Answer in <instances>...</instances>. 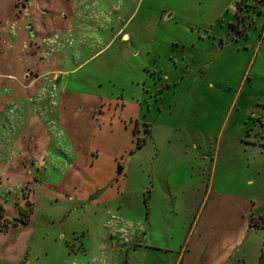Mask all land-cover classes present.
Wrapping results in <instances>:
<instances>
[{
  "label": "rangeland",
  "instance_id": "obj_1",
  "mask_svg": "<svg viewBox=\"0 0 264 264\" xmlns=\"http://www.w3.org/2000/svg\"><path fill=\"white\" fill-rule=\"evenodd\" d=\"M5 1L13 8H2L7 10L5 15L14 13L17 0ZM31 1L37 16L42 17L38 8L46 7L45 17L64 16L78 32L79 27L92 28L93 21L103 25L107 14L115 27L90 46L85 40V48L68 50L75 52L76 60L85 62L71 79L76 102L72 105V95L60 110L67 126L55 142V153L71 160V168L65 172L54 164L45 176L53 189L43 187L40 191L36 187V194L55 198L75 185L84 190L85 184L92 188L105 182L113 174L117 153L121 161L116 171L121 172L119 165L126 167L123 174L128 191L122 203L115 198L101 204L89 201L84 208L78 203L72 208L70 201L66 206L62 197L54 207L48 200L38 199L30 257L39 264H174L173 257L187 245L193 232L202 198L212 186L211 178L223 172V163L229 159L230 180L237 182L245 175L254 179L246 185L254 203H241L244 210L240 211L239 229H229L230 234H241L247 225L237 259L229 264H260L264 224L248 225L253 220L264 221V12L252 10L253 19L245 22L253 23L247 28L243 20L231 26L236 0ZM122 25L130 38L115 37L107 46ZM246 33L249 36L245 37ZM61 43L48 36L42 40L43 49L50 52ZM53 76L40 89L39 97L60 94L65 78ZM90 94L104 96L101 103L108 98L102 111ZM146 136L148 142L136 146L137 139ZM122 149H126L124 156ZM172 152L175 155L169 157ZM157 155L167 158L163 160L166 168L183 172V181L190 175L202 178L196 205L179 209L175 238L170 242L173 252L167 246L155 249L141 242L142 218L146 219L149 207L145 185L151 184L156 166L162 165ZM109 190H104L106 198L111 195ZM21 195L25 198L23 208L29 213L33 210L30 192L24 187ZM50 211L59 218L49 222ZM160 211L169 219L175 217L172 208ZM230 215L221 214L217 225H236ZM28 256L29 251L25 264H31Z\"/></svg>",
  "mask_w": 264,
  "mask_h": 264
},
{
  "label": "crops",
  "instance_id": "obj_2",
  "mask_svg": "<svg viewBox=\"0 0 264 264\" xmlns=\"http://www.w3.org/2000/svg\"><path fill=\"white\" fill-rule=\"evenodd\" d=\"M16 3L18 7L14 8L15 12L7 15H5L7 10L13 9L12 6L10 7L5 0L0 3V207L4 212L3 220L10 222L11 219L20 216V209L25 204L21 191L26 187L30 192L28 199L33 202V210L28 223L10 226L6 231L0 227V264H25V255L28 251L29 263L39 264V260L30 257L32 238L37 231L35 220L38 213V199L48 200L52 203L51 207H54V203L59 202L62 197L66 206L70 201L74 204L72 208H76V203L84 208L89 201L101 204L115 198L116 201L120 199L122 203L124 193L128 191L126 176L123 174L126 167L119 165L121 172L116 171L118 162L121 161L119 153L116 154L118 158L113 167V174L107 176V180L101 184H93L92 188L85 184L84 190H80L78 185H75L71 189L64 190L65 195L55 194V198L46 194L38 195L35 191L36 187H40V191L43 187L53 189L52 185L47 183L45 176L51 173L54 164L65 172L71 168V160L55 153L57 150L55 142L60 140L59 137L64 134L63 128L67 126L64 124L63 116L59 115L60 110L66 106L72 95V105L76 102V94L71 89V79L78 73L79 66L85 62L76 60L75 52L70 54L68 50H79L80 47L74 48V46L85 48L87 46L85 40L88 46L97 39L102 40L103 34L110 33L114 25L107 14L103 25L99 26L93 21L92 28L87 30L85 27L83 29L79 27L80 32H78L75 24L64 16H52L53 19L45 17L46 7L38 8L42 14L40 17L35 13L34 3L31 0H26L24 3L22 0H17ZM237 5L236 0L234 17ZM5 7L7 10L4 12L2 8ZM108 11L111 12L110 9ZM108 11L104 13H110ZM246 19H253L252 12L246 13ZM124 28L125 25H122L117 29L105 44L108 46L115 37L121 35L122 38H130ZM45 36L50 37L51 40L61 41V46L57 49L55 47L51 52L43 49L42 40ZM101 50L102 48L97 53ZM48 74L50 76L54 74V79L56 76L65 78L62 91L56 98L37 95L41 88L49 84ZM76 79L78 77H75ZM79 95L86 96L81 93ZM89 97L97 100L100 109L106 106L108 98L101 103L105 99L104 96L90 94ZM77 100L82 102L80 97ZM80 108L83 109V106ZM139 120L140 118L135 120L136 128ZM141 121L143 124L149 123L145 120ZM129 126L130 124L127 125ZM133 133L136 134L134 128ZM147 140L148 136L146 142ZM52 147H55L54 151ZM90 149L91 147L87 151V156ZM121 151V156H124L126 149ZM172 155L174 156L175 153H168L169 157ZM163 160L167 158L165 156L160 158L157 155V161L159 163L162 161V165L156 166L151 184L145 185V189L148 190L149 207L146 219L142 218L141 231L144 239L141 242L155 249L167 246L173 252L170 242L175 238L174 224L176 217L179 216V209L196 205L202 178L200 175H190L186 181H183L185 174L178 169L174 171L166 168ZM227 161L230 162L229 159H225L223 172L219 176L215 173L211 178L212 186L208 188L207 196L202 198L203 204L197 213L193 232L187 240V245L173 257L174 264H229L233 258L237 259V250L243 241L247 225L244 226L241 234L239 232L230 234L229 229L231 227L239 229L240 211L244 210V206H252L254 203L246 192V185L253 184L254 179L245 175L237 182L230 180ZM216 167L218 168L217 164ZM106 188H110L108 192L111 195L108 198L104 195L107 193L104 191ZM190 189L191 191L188 192ZM241 203L245 205L241 207ZM162 208H172L175 217L171 216L170 219L165 217L160 211ZM229 212L230 218L235 219L236 225L229 226L227 223L223 226L217 225L221 214ZM50 216L49 222L54 221L56 217L59 218L51 211ZM163 223H165L164 228ZM248 226L253 227L251 222ZM161 240L166 241L161 242ZM169 256L172 260V256Z\"/></svg>",
  "mask_w": 264,
  "mask_h": 264
},
{
  "label": "trees",
  "instance_id": "obj_3",
  "mask_svg": "<svg viewBox=\"0 0 264 264\" xmlns=\"http://www.w3.org/2000/svg\"><path fill=\"white\" fill-rule=\"evenodd\" d=\"M23 3L24 1L26 0H22ZM237 11H236V14H235V20L231 22V26L232 27H235L236 25H238L237 23H241V21L243 20L244 22L246 21V13L248 12H253L255 11L256 13H258V11H263L264 12V0H243V1H237ZM245 12V13H244ZM252 12V13H253ZM242 13V14H241ZM243 22V23H244ZM253 23V21H252ZM252 23H244V26H246L247 28H249V26L252 24ZM238 27V26H237ZM262 35H264V23L262 25ZM239 35H241L244 31L243 30H239ZM241 36H244V35H241ZM248 36V34L246 33L245 34V37ZM146 143V138L142 139L141 137H139L137 139V144L136 146H141L143 144ZM31 214H32V211L29 210V213H26L24 208L22 207L20 209V216L16 217V218H13V220H11L10 222L6 221V220H3L4 219V212H3V209L0 207V227L2 230H8L10 226H17L18 224L20 223H28L29 220H31ZM263 218V217H261ZM264 224V221H258V222H255L254 220L252 221V226H256V225H261ZM259 262L260 264H264V250L261 254V256L259 257Z\"/></svg>",
  "mask_w": 264,
  "mask_h": 264
},
{
  "label": "built area",
  "instance_id": "obj_4",
  "mask_svg": "<svg viewBox=\"0 0 264 264\" xmlns=\"http://www.w3.org/2000/svg\"><path fill=\"white\" fill-rule=\"evenodd\" d=\"M237 1H240V0H237ZM241 1H243V0H241Z\"/></svg>",
  "mask_w": 264,
  "mask_h": 264
}]
</instances>
